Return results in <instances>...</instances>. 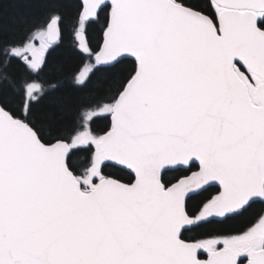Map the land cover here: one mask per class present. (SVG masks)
I'll list each match as a JSON object with an SVG mask.
<instances>
[{"label": "snow or ice", "instance_id": "6c2138e0", "mask_svg": "<svg viewBox=\"0 0 264 264\" xmlns=\"http://www.w3.org/2000/svg\"><path fill=\"white\" fill-rule=\"evenodd\" d=\"M0 264H264V0H0Z\"/></svg>", "mask_w": 264, "mask_h": 264}, {"label": "trees", "instance_id": "16d2710c", "mask_svg": "<svg viewBox=\"0 0 264 264\" xmlns=\"http://www.w3.org/2000/svg\"><path fill=\"white\" fill-rule=\"evenodd\" d=\"M66 47L67 44H65L62 48H59L49 57V75L60 77L62 70H66L68 66L75 64V61L64 51ZM104 127L105 122L100 120L96 125H94V130L101 132Z\"/></svg>", "mask_w": 264, "mask_h": 264}]
</instances>
